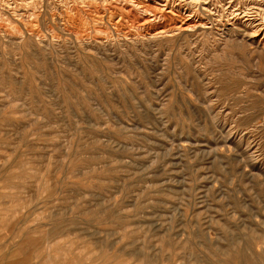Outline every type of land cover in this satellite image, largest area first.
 Returning a JSON list of instances; mask_svg holds the SVG:
<instances>
[{
	"label": "rangeland",
	"instance_id": "rangeland-1",
	"mask_svg": "<svg viewBox=\"0 0 264 264\" xmlns=\"http://www.w3.org/2000/svg\"><path fill=\"white\" fill-rule=\"evenodd\" d=\"M203 1L0 0V264H264V40Z\"/></svg>",
	"mask_w": 264,
	"mask_h": 264
},
{
	"label": "bare ground",
	"instance_id": "bare-ground-1",
	"mask_svg": "<svg viewBox=\"0 0 264 264\" xmlns=\"http://www.w3.org/2000/svg\"><path fill=\"white\" fill-rule=\"evenodd\" d=\"M137 1V0H136ZM200 1V0H199ZM198 0H160V3L162 2V9L164 8H167L169 10L166 9V12L169 13L168 11H171L173 14H176L175 11L178 10V9H182L181 7H184V13L187 12L186 11V8L187 9H191L192 7L198 5L199 3ZM203 1V0H202ZM220 1H225V0H220ZM247 1H250V2H253L252 6L254 5V7H252L253 9L250 11V14L248 13L249 11H246V15L244 14V16L246 18V22L248 23L247 27H249L251 29V32L249 33V35L251 34V37L253 36H256L257 38L259 37V40H264V0H230L229 3H233V2H236V5L237 4H242V8L243 6H247L248 4ZM217 2V1H216ZM136 3V2H135ZM203 3L205 4L204 6H207V5H212L211 3V0H204ZM219 3V2H218ZM222 3V2H220ZM228 3V1H227ZM215 4V3H214ZM213 4V5H214ZM161 5V4H160ZM200 5V4H199ZM198 5V6H199ZM202 5V4H201ZM221 5V4H220ZM224 5V4H223ZM231 5V4H230ZM229 5V6H230ZM140 6V5H139ZM196 6V8L198 7ZM203 5L201 7H204ZM238 6V5H237ZM249 6V5H248ZM151 7V6H150ZM158 7V8H160ZM186 7V8H185ZM219 7V6H217ZM227 7V6H226ZM233 7V6H232ZM153 8V7H152ZM160 8V9H161ZM208 8V7H207ZM211 8V6H210ZM222 8V7H221ZM246 8V7H245ZM158 9V10H160ZM198 9V8H197ZM202 9V8H201ZM205 9V8H204ZM218 9V8H217ZM216 9V10H217ZM224 9V8H223ZM222 9V10H223ZM234 9V8H233ZM244 9V8H243ZM157 10V9H156ZM165 10V9H164ZM199 10V9H198ZM212 10V9H211ZM239 10V9H237ZM248 10V9H247ZM147 11V10H146ZM208 11L209 8H208ZM240 11V10H239ZM161 12V11H160ZM163 12V11H162ZM170 12V13H171ZM242 12V11H241ZM150 13V12H149ZM181 13V12H180ZM191 14V12H189ZM188 13V15H189ZM244 13V12H242ZM200 14V13H199ZM238 14V13H237ZM177 15V14H176ZM192 15V14H191ZM185 18V16L181 17L180 20H179V28H182V29H187V27L189 28L190 26V16ZM178 16V15H177ZM181 16V15H180ZM243 16V14H242ZM161 17V16H160ZM179 17V16H178ZM177 17V18H178ZM242 21V20H241ZM244 21V20H243ZM174 24V23H173ZM196 25V24H195ZM177 26V24H176ZM145 27V26H144ZM175 27V26H174ZM167 29V28H166ZM175 29V28H174ZM30 32V31H29ZM136 33V32H135ZM155 33V32H154ZM153 33V34H154ZM171 33V32H170ZM104 37V36H103ZM87 38V37H86ZM264 243V242H263Z\"/></svg>",
	"mask_w": 264,
	"mask_h": 264
}]
</instances>
